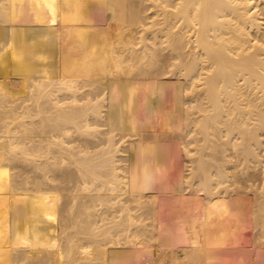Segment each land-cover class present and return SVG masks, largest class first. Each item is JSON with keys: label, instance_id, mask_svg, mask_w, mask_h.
Returning a JSON list of instances; mask_svg holds the SVG:
<instances>
[{"label": "bare ground", "instance_id": "6f19581e", "mask_svg": "<svg viewBox=\"0 0 264 264\" xmlns=\"http://www.w3.org/2000/svg\"><path fill=\"white\" fill-rule=\"evenodd\" d=\"M11 22L17 27L13 50L2 45L10 37ZM167 72L182 86L184 81L179 89L186 94L176 93L182 96L176 103L172 96L175 104L169 108L156 103L163 102L160 95L167 93L168 82L161 88L155 84L163 83ZM177 142L193 145L190 150L184 145L191 161L186 166L193 162V167L182 173L190 176L196 194L203 192L199 200L186 196L183 203L196 220L187 221L186 211L187 217L174 213L177 221L186 218L184 232L177 226L181 220L169 215V197L164 195L172 189L166 190L174 169L179 170L176 158L170 162L172 156L164 151L177 148ZM239 149L246 171L255 160L262 173L257 178L260 192H255L259 197L255 203L252 199L256 204L262 198L256 206L261 219L264 0H0V201L8 207L19 204L14 207L16 220H11L16 223H11L20 225L9 226L21 231L12 232L11 238L0 233V264H222L217 261L232 249L231 242L237 243L238 222L248 212L255 221V209H247L252 204L241 201L247 215L238 211L241 216L228 221L229 226L228 216L221 214L227 224L217 227L223 210L215 205L216 197L223 190L226 197L235 187L229 183L241 167L232 160ZM11 160L21 166L16 201L10 190L14 187L8 186L13 181L8 178ZM248 178V183L255 179ZM183 179L177 184L188 182ZM165 182L164 191L158 186L161 192L157 185ZM209 208L211 217L222 212L212 220L215 227L203 230L199 234H207L199 238L195 228L198 232L207 226L201 216ZM26 211L23 220L20 213ZM168 216L173 223H166ZM174 221L177 225L167 226ZM225 226L227 235L216 229ZM170 231L178 233L173 236L180 245H169ZM160 233L169 249L181 248L187 237L189 246L160 255L157 246L166 243ZM163 254L172 261L162 262ZM244 254L241 261H254Z\"/></svg>", "mask_w": 264, "mask_h": 264}, {"label": "rangeland", "instance_id": "374dc122", "mask_svg": "<svg viewBox=\"0 0 264 264\" xmlns=\"http://www.w3.org/2000/svg\"><path fill=\"white\" fill-rule=\"evenodd\" d=\"M12 13H13V12H12ZM4 23H5V22H4ZM10 25H11V30L9 31V35H10V37L8 38V40H6V39L3 40V41H2V45H4V46H8V45L10 44V45L8 46V48H9V47H10V48L12 47V50H13V49L16 48V46H15V42H16V39H17V38L14 39L13 36L15 35V32H17V31H16L17 27H16V25L14 24V22H11ZM139 35H140V33L137 34L136 36L139 37ZM18 36H19V35H18ZM18 36H17V37H18ZM139 46H140V45H138V47H139ZM166 51H167V50H165V51H163V52L167 53ZM166 74H168V77H167V75L162 74L163 79H165V78L167 77V78L163 81V83H162V82H161V83H157V82H156L155 85L159 86L158 88H161V87H162L161 84H164L163 86L165 87L166 84H165L164 82L167 81L168 83H167V86H166V87H167L168 89L165 87L166 90H165V89H164V90H165V92H167L168 94L165 93V92H163V93H165L168 97L165 96V94H161L160 96L163 95L164 97H163V96H162V97H163L164 99L167 97V99L164 100V99L162 98L163 102H162L161 100H159V102L157 101L156 103H157V104H158V103H159V104H162V103H163V106H167V105H168L167 107L169 108V107L172 106V103H173V105H174V104L176 103V101H178V99L180 98L181 95H178L179 98H178L177 96L175 97V95H176V93L178 94L179 91H180V93H181L182 90H180L179 88H181V87L183 88L184 85H185V83H184V81H181V82L183 83V86H182V84L179 82L180 80H178V77L175 76L174 73H173V75L175 76V78H172V77H174V76H172L171 78L169 77V76L172 75V73H170L171 75L169 74V72H167ZM164 76H166V77H164ZM158 77H159V76H158ZM168 78H169V79H168ZM154 79L157 80V77H155ZM174 80H175V82H174ZM170 81H171V82L173 81V85L171 84ZM159 82H160V81H159ZM169 82H170V83H169ZM178 83H179V85L181 84L180 87H179ZM158 84H160V85H158ZM174 84H175L176 87H174ZM171 85H172L173 87H172ZM170 87H171L172 89H170ZM177 87H178V89H177ZM182 88H181V89H182ZM173 89H174V90H177V92H175L174 94L172 93V92H174ZM171 90H172V91H171ZM181 94H183V93H181ZM172 96L175 97L176 99L173 98ZM182 96H186V94H185V95L183 94ZM182 96H181V100H182ZM159 98L161 99V97H159ZM171 98H172V99H171ZM185 98H187V97H185ZM173 99H175V100H173ZM183 99H184V98H183ZM171 100H173L175 103H174L173 101H171ZM166 101H167V102H166ZM171 102H172V103H171ZM166 103H168V104L165 105ZM10 104H12V103H10ZM185 107H186V106H185ZM166 109H167V108H166ZM165 112H166V111H165ZM165 112H164V114H166ZM151 122H153V121L151 120ZM173 122L176 123V121H173ZM178 123H179V121H178ZM151 124L153 125L154 123H151ZM183 133H185V135H186V134L188 135V129H185V130L183 131ZM192 134H193V132H191V134H189V137H187V138H186V137H183L184 139L186 138V139H185L186 142H189V139H188V138L192 137ZM187 135H186V136H187ZM183 138L181 137V139H183ZM184 139H183V140H184ZM187 139H188V140H187ZM186 142H185V143H186ZM177 143H178V142H177ZM180 143H181V142H180ZM180 143L175 144V145L177 146V148L175 147V145H172L171 147H175L174 149H172V148H170V149H169V148H165L166 151H164L165 154L168 152V153H170V155L172 156V157L170 156V157H171V158H170L171 160L169 159L170 162H171L172 160L175 161V158H176V161H175V162H176V165L179 166V167H178L179 170H178L177 168L174 169V172H175L176 170H177V171L175 172V177H173V179L171 180L172 183H173V181H174V185H173V187H172V183H171V182H170V186H171L170 188L167 186V185L169 184L168 182H165L163 185H160V184L157 185V187H158V186H162V187H161L162 190H163V188L165 189L166 186H167V188H166L167 191H168V189H171V188H172L171 191L169 190L168 194H166L165 192H163V193H165L164 195H166V197H169V199L167 198L168 200H170L169 203H171V202L173 201L172 204H169L168 201H167V199L165 198V199H166V202H167V205L169 206V207H168V208H169V209H168V210H169V211H168V212H169V215L172 216L173 219H175V218L177 219L176 216L178 215V214H177L178 212H179V215L182 213V215H180V216L178 215V218H179V217L181 218L182 216H183V217H184V216L187 217L186 215H189V214H187V213H190L189 217L191 216V212H192V211H191V212H187V211L185 210L184 206H183V203L185 202V197H186V196H189V197L193 198L194 201H197V200H199V199L201 198V195H203V192H199L198 194H196V191H193L194 188L196 187V185H195V186H192V185H191V184H192V183H191L192 179H190V176H189L188 178L184 177L185 175H187V172H186L185 174L182 173L183 171H184V172H185V171H188V168H187V167H190V166H192L191 164H193V162H192V163H189L188 166H186V164L190 161V158H189V155H188V154L186 155V153H185L187 150H190V148L192 149L193 145L189 148L190 145H188V143H186L187 145L184 144L186 147L188 146V147L186 148V149H187V150H186V149H185V146H184V145L182 146V143H181V145H179ZM183 143H184V142H183ZM179 146H182V147H183L182 150H180L181 147H179ZM169 151H170V152H169ZM177 151H178L180 154H179V153H176ZM180 151H182L183 153L181 154ZM184 151H185V152H184ZM240 151H241V150L239 149V152H238L239 155H238V156H237V152H236V151L233 152V154L235 155L236 159H235V157H233L232 160H233V163H236V162H237L236 164L240 163V164H241V167H243V168L245 169V172H242V169H238V168H241L240 165H239V167L237 168V172H236V174H237V175H236V178L233 179V177H231V179H230V180H231L230 183H232V182H233V183L230 184V183L228 182L229 185H230V187L232 186L231 188H233V186H235V187L231 190V191H233V192H235V193L230 194L231 191H229L230 196H228L229 194H227V196L225 197L226 193H228V192L224 193V190H223L224 187H223V188L221 189V190H223V191H222V194H219L220 196H218V198L216 197V199H217V200L219 199V200H218V202H217V200H215L214 203L217 202L215 205H216L217 207L220 206V208H222L223 212L221 211V209H220V211H218L219 213H220V212H222V213L218 214V212H215V215H216V216L213 214V215H212L213 217H211V214L213 213L212 210H211V208H209L210 210H208V209H207V210H204V212H205V211H206V212L203 213L201 217H202V218H203V217H204V218L206 217L205 220H206L207 217H209V216H210V218L207 219L206 221H205L204 219H202V218H201V219L204 221L203 224L206 222L205 225H203V226H206V225H207V226H209V228H207V226H206V227H202V226H201V228H203V229L201 230V229H200V225H202V224H199V223H202V221H201V219H200L199 221H201V222L198 223V224H199V227L197 228V230L200 229L201 231L199 230L200 232H199V231L197 232V231H196V228H195V232L197 233L196 236L199 235V238H200L203 234H205V235L207 234V233H202V235H200L201 232H202L203 230H205V232H206V230H207V231H208V230L210 231L211 229H213L212 227H215V226H213V224H212V220H217V219H214V218H215V217L217 218L218 215L220 216V215L222 214V215L224 216V215L226 214V215L228 216V218H226L227 216H226V217L224 216V218L227 219V221H226V219H225V221H226V222L229 221V222L232 224V223H233L232 220H233V218H234L235 216H241V215H242L241 217H244L243 215H247V213H245V214L243 213V211H244V209H245V204H246V202H249V203L252 204L251 207H250V205L247 203V204L249 205L248 208L246 207V208L248 209V211H251L253 208L255 209V211H256V208H257V210H258V208L260 209V207H256V206H257V202H258V203L262 202V198H261V196H260L261 199L259 198V199L261 200V201L259 200L260 202L257 200L256 204H253V203H255V201H256V198H255V197L257 196V193L260 192L258 188H259V186L261 185V184H260V182H261V181H260V179H261L260 177H262V173L258 170V171L260 172V175H261V176H259V174H258V172H257V167H258V166H257V164H256V162H255V160H254V161H252V162H254L253 164L256 165V167H255L253 164H251L252 162L249 163V164H251V167H252V168L250 167L252 170L249 168V171H250V173H251V174H249V171H246V168L244 167V160H241V157L239 158V156H240ZM172 153H173V155H172ZM235 153H236V154H235ZM167 155H168V154H167ZM174 155H176V156H174ZM183 155H184V156H183ZM168 156H169V155H168ZM173 156H174V158H173ZM178 156H179V157H178ZM187 156H188V157H187ZM168 158H169V157H167V159H168ZM181 158H182V159H181ZM187 158H189V159H187ZM178 159H179V160H178ZM183 159H184V160H183ZM234 159H235V160H234ZM187 160H188V161H187ZM240 160H241V162H243V163L239 162ZM183 161H184V162H183ZM4 162H5V161H4ZM18 162H19V161H18ZM18 162H17V163H18ZM175 162H173V163H175ZM190 162H191V161H190ZM8 163H9V173L11 174L10 176H8V178H9L10 180H13V181L11 182V181L8 179L10 182H9V183H8V182H5V184H4L5 186H4V187L6 188L7 183H8V186L10 185V188H12V186L14 187V188L10 189V188L7 186L8 189H10V190L12 191L13 195H14L13 200L16 201V200H18V199H17V197L15 198V194H17V195L19 196V194H18V193H19V190H18V183H17V182H19L18 180H21V177L19 176V175H20L19 169H20L21 166H19L20 162H19V164L16 163V160H11V161L7 162V164H8ZM15 163H16V164H15ZM184 163H185V165H183ZM4 164H6V162H5ZM7 164H6V165H7ZM15 165H16V166H15ZM17 165H18L19 167H18ZM182 166H186L187 169L185 170V167H183V169H181ZM253 166L255 167L254 169H253ZM16 167H17V168H16ZM22 167H23V166H22ZM192 167H193V166H192ZM192 167H191V168H192ZM244 169H243V171H244ZM247 169H248V168H247ZM258 169H260V167H259ZM20 170H21V169H20ZM189 170H191V169H189ZM17 172H18V173H17ZM174 172H173V173H174ZM180 172H181V174H179ZM246 172H247V174H246ZM16 173H17L18 175H16ZM22 173H23V172H22ZM189 173H190V171H188V174H189ZM176 174H177L178 176H176ZM183 174H184V175H183ZM253 174L255 175V177H256V175H257V177L255 178V177L253 176ZM181 175H183V176L181 177ZM251 175H252V176H251ZM15 176H17L16 178H18V177H20V178H18L17 181H16V184L13 185V183H15ZM248 176H250V178H251V177H252V178H255L254 180H255L256 182H255L253 179H250V183H251V184L248 183V181H249ZM258 176H259V177H258ZM180 177H181L182 179H183V178H186V179L188 180V182L186 181V179H183L184 181H186V182H184L185 184H183L182 186L178 185V184H180V183H178V182H180V181L182 180ZM234 177H235V176H234ZM246 177H247V179H246ZM177 178H180V179H181L180 181H177L178 184L176 183V180H179V179H177ZM191 178H192V177H191ZM243 178H244V179H243ZM257 178H260V179H257ZM175 179H176V180H175ZM189 179H190L191 181H190ZM240 179H241V180H240ZM256 179H257V180H256ZM194 180H195V179H194ZM245 180H246V181L248 180V181L246 182ZM251 180L254 181L255 183H254V182H251ZM258 180H259V183H258ZM238 181H239V182H238ZM242 181H243V182H242ZM192 182H193V181H192ZM166 183H167V185H166ZM228 183H227V184H228ZM234 183H235V185H233ZM252 183H253L254 185H253ZM256 183H257V186H258V184H259L258 187H255V186H256ZM176 184H177V186L175 187ZM247 184H248V185H247ZM239 185H240V186H239ZM163 186H165V187H163ZM241 186H243V187H242V190H243V191H242V190H241V191L236 190V189H238V188L240 189ZM252 186H253L254 188H257V189H256V190H255V189L253 190ZM157 187H156V188H157ZM236 187H237V188H236ZM15 188H17V189H15ZM158 188H159V187H158ZM158 188H157V189H158ZM161 188H159V190H160ZM231 188H230V189H231ZM224 189H225V188H224ZM17 190H18V191H17ZM166 190H165V191H166ZM219 190H220V189H219ZM221 190H220V191H221ZM13 191H14V192H13ZM160 191H161V190H160ZM163 191H164V190H163ZM225 191H226V190H225ZM237 191H239L241 194H240L239 192H238V194H236ZM256 191H257V193H255ZM15 192H17V193H15ZM161 192H162V191H161ZM244 192H245V193H244ZM252 192H253L254 195H255V194H256V195H255V196L252 195ZM14 193H15V194H14ZM220 193H221V192H220ZM242 193H243V195H242ZM233 194H235L236 196L233 195ZM168 195H169V196H168ZM231 195H233V198H231V197H232ZM238 195H239V197H240V196H241V197L239 198ZM247 195H248L249 197H248ZM258 195H260V194H258ZM242 196H243V197L245 196V197L243 198ZM221 197H222V198L225 197L224 199L227 201V203H233V204H234V207H233L232 204H231V205H230V204L228 205V206H231V208H228L227 205H224V204H225V203H224L225 200H223ZM258 197H259V196H257V199H258ZM228 198H231L232 200H230V199H228ZM254 198H255V200H254ZM252 199H253V203H252ZM222 200H223V201H222ZM228 200H230V202H229ZM226 201H225V202H226ZM239 201H240V202H239ZM241 201H243L242 203H245V204L242 205V204H241ZM2 202H3V203H2ZM19 202H20V201H19ZM19 202H18V203H19ZM200 203H202V202L200 201ZM227 203H226V204H227ZM0 204H1V205H0V208L3 209V210L1 209L2 211H4V209H7V208H8V209L6 210V213L4 212L5 215H4V214L2 215V213L0 212V214H1V217H0V218H1V220H0V233H3V232H4V234L6 235V237L8 236V238H9V237L11 238V234H12V232H15V228H16L17 226L20 225V224L15 225L14 223H13V225H12V223H11V222H15V221H11V220H14L15 217H16V215L18 214V211L15 210L14 207H16L17 205L19 206V204H17V202H14L15 206H14L13 204H12L13 206L11 205L12 208L9 206L11 209L8 207V203H7V202L4 203V201H0ZM4 204H5V205H4ZM6 204H7V206H6ZM3 205H4V206H3ZM213 205H214V204H213ZM213 205H212V208H213ZM5 206H6V207H5ZM253 206H255V207H253ZM259 206H260V204H259ZM263 206H264V205H263ZM63 207H64V206H63ZM63 207L61 206V209H62ZM232 207H233V208H232ZM242 207H244V209H243ZM16 208H17V207H16ZM170 208L173 210V215L170 214V213H171V212H170ZM234 208H235V209H234ZM240 208H242V209L240 210ZM251 208H252V209H251ZM261 208H262V206H261ZM12 209H13V210H12ZM17 209H18V208H17ZM175 209H176V210H175ZM186 209H187V208H186ZM205 209H206V208H205ZM247 209H245V212H248ZM1 210H0V211H1ZM8 210H9V211H8ZM10 210H11V213H10ZM177 210H179V211H177ZM180 210H182L181 213H180ZM187 210H188V209H187ZM12 211H14V212H12ZM185 211H186L187 213H186ZM213 211H214V210H213ZM238 211H240V213L242 212V214L239 215L240 213H239ZM253 211H254V210H253ZM255 211H254V213H253V216H255V217H254V220H255L256 222H255V221H254V222L251 221V220H253V217H252L251 220H249V219L251 218V217H250V212H248L249 215H247V217L245 216L246 218H243V219L241 218L242 220H240V221L238 222V224H240V227L238 226V227L235 229V232L238 231V235H239V236L237 235V233H234V235H235V240H234V241H236L237 243L234 244V243L231 242L232 244L230 243L229 246L232 247V249L229 248L230 251L227 252L226 254H224L223 257H222V259H221V260L219 259L220 261L218 260L219 262L217 261V263H222V264H232V263H234V264H235V263H236L235 261H237V257H238V256H241L242 253H243V254L245 253L246 255H245V254L243 255L244 258H249L250 256H247L248 254L251 255V257H250V258H251V261H252L253 258H255V259H253V260H254V261H253L254 263H253V262H251V263L248 262V263H247V259H243L244 262H243V260L241 261V258H242V256H241L240 259H239V257H238V260L241 261V263H239V264H242V263H243V264H264V231H263L264 228L260 225V224H261V221H260V220H261L262 218H264V216H262V218L259 216L261 219H258V216H256V215H257L256 213H258L259 210H258V212H257V211L255 212ZM262 211H264V210L262 209ZM7 212H8L9 214H8ZM16 212H17V213H16ZM175 212H177V213H175ZM235 212H237V213H235ZM251 212H252V211H251ZM12 213H13V214H12ZM14 213H16V215H15ZM174 213L177 214L175 217H174ZM183 213H184V215H183ZM185 213H186V214H185ZM209 213H210V214H209ZM224 213H225V214H224ZM20 214H21L20 216L23 218V220H26V219H27V218H26V216H28L27 211L24 212V213H20ZM208 214H209V215H208ZM217 214H218V215H217ZM228 214H229V215H228ZM235 214H236V215H235ZM251 214H252V213H251ZM254 214H255V215H254ZM259 214H260V212H259ZM261 214L264 215V212H262ZM9 215H10V216H9ZM193 215H194V214L192 213V216H193ZM207 215H208V216H207ZM11 216H12V217H11ZM170 216H168L169 219H168V217L166 218V223H167V221L169 222V220H172L171 223H173V219H172ZM214 216H215V217H214ZM223 216H222V217L220 216L222 222L219 223V225H217V227H219V226L222 227V225H223V227H224V225L227 224V223H223V222H225ZM251 216H252V215H251ZM2 217H3V218H2ZM8 217H9V218H8ZM13 217H14V218H13ZM189 217H188V218H189ZM256 217H257V220L255 219ZM12 218H13V219H12ZM191 218H195V216L190 217L187 221L191 220ZM196 218H197V217H196ZM196 218H195V220H196ZM235 218H236V217H235ZM176 219H175L176 222H179V221L181 220V219H180L179 221H177L178 219H177V220H176ZM184 219L186 220V218H184ZM210 219H211V221H210ZM15 220H16V219H15ZM182 220H183V219H182ZM182 220L180 221L181 224H182L183 222L186 223L185 220H183V221H182ZM218 220H219V217H218ZM8 221H10V222L8 223ZM43 221H44V220H43ZM46 221H47V220H45L44 222H46ZM175 221H174V224L171 225V223H170V225H167V226H171V227H172V226L177 225V223L175 224ZM208 221H209V222H208ZM219 221H220V220H219ZM241 221H242V222H241ZM258 221H259V222H258ZM263 221H264V219H263ZM6 222H7V223H6ZM36 222L39 223V224H42V223H43V222H40V221H36ZM180 222H179V225H177V226H178V227L181 226L182 228H181L180 231H183V232H184V231L187 229V228H186V227H187V223H186V225L183 227L182 225H180ZM207 222H208V223H207ZM229 222H228L227 225L230 226L231 224H230ZM236 222H237V221H236ZM240 222H241V223H240ZM15 223H16V222H15ZM18 223H20V222H18ZM185 223H183V224H185ZM196 223H197V221L195 222V224H196ZM254 223H255V224H254ZM257 223H258L259 225H258ZM5 224H7L8 227H7V225H5ZM9 224L12 225V226H14L15 228H11V226H9ZM45 224H46V223H45ZM167 224H169V223H167ZM198 224H197V226H198ZM220 224H221V225H220ZM211 225H212V226H211ZM254 225H256V226H254ZM3 226H4V227H3ZM5 226H6V228H5ZM34 226H36V223H34ZM197 226H195V227H197ZM257 226H260V227H261V230H260V227H259V229H258ZM226 227H227V226H225V229H221V228H216V229H220V230H218V231H221L222 234L224 233V235H227V234H225V232H227V230H226L227 228H226ZM7 228H10L11 230H12V229L14 230V231H13V230L11 231L10 229H8V231L10 230V232H8V234L10 233V234H9L10 236H9L8 234L5 233V232H7ZM150 228H151V227H150ZM150 228H149V230H151ZM184 228H186V229L184 230ZM204 228H205V229H204ZM206 228H207V229H206ZM238 228H239V229H238ZM237 229H238V230H237ZM222 230H223V231H222ZM258 230H259L260 232H259ZM240 231H242V233H241ZM262 231H263V232H262ZM20 232H21V231L17 230L15 233H20ZM170 232H171V231H170ZM170 232H169V233H170ZM183 232H182V233H183ZM169 233H168V234H169ZM173 233H175L176 236H178V235H177L178 233H176V231H172V232H171V235H172V236L174 235ZM199 233H200V234H199ZM230 233H231V232H230ZM232 233H233V232H232ZM232 233H231V234H232ZM240 233L242 234L241 236H240ZM4 234H2L3 236H1V237H3V239H4ZM161 235H163V234L160 233L158 236L161 237ZM171 235H170V236H171ZM205 235L202 236V237H205ZM224 235H223V236H224ZM232 235H233V234H232ZM176 236H175V237H176ZM237 236H238V237H237ZM160 237H159V239H160ZM173 237H174V236H173ZM173 237H170V238H172V239H170V242L168 241V242H169V245H171V244H172V245H175V244L180 245L181 242H179L180 244L177 243L176 240L178 241V239H177V238L175 239V237H174V238H173ZM162 238H163V239H162ZM6 239H7V238H6ZM161 239H162V241H161V243H162L163 240H164V237L162 236ZM174 239H175V240H174ZM186 239H187V242L185 241ZM186 239H185V240L183 239L184 241H183V240H181V241L183 242V244H184V242H185L186 244H184V245L187 246V243L190 242V241H188V240H189L188 237H187ZM236 239H238V240H236ZM0 240H2V238H0ZM171 240H174L176 243H175L174 241H171ZM164 242H166V243H164V245H166L165 247H168V246H169V245L167 246V243H168V242H167L166 240H164ZM172 242H174V244H173ZM16 243H17L16 240L13 241V244H16ZM161 243H159V244H161ZM159 244H158V245H159ZM233 244H234V245H233ZM161 245H162V244H161ZM161 245H160V246H157V247H158V251H159L158 253H161L162 251L165 250V252H166V253H165V256H166V254H167V256L170 255V254H168V253H170V251H171L170 249H171L172 247H173L172 249H174V246H171L170 249H169V247H168V249H165L164 245H162V248L164 247V249L161 250ZM184 245H182V247H185ZM231 245H233V246H231ZM188 246H189V245H188ZM188 246H187V247H188ZM247 246H248V247H247ZM159 247H160V248H159ZM175 247H177L178 249H182V247H181V248L178 247V246H175ZM249 247H250V248H249ZM177 248H176V249H177ZM159 249H160V250H159ZM176 249H174V250H176ZM249 249H250V250H249ZM169 250H170V251H169ZM255 250H256V252H255ZM160 251H161V252H160ZM241 251H244V252L240 253ZM249 251H250V252H249ZM247 252H248V253H247ZM252 252H253V253H252ZM254 252H255V253H254ZM260 252L262 253V255H260V254H261ZM162 253H164V252H162ZM162 253H161L160 255H162ZM239 253H240V254H239ZM258 253H259V255H260V258H259V256H258ZM238 254H239V255H238ZM160 255H159L158 257H157V256H155V257H157L158 259H161V258H160ZM167 256H166V257H167ZM257 256H258V257H257ZM261 256H262V257H261ZM145 257H149V254H145V255L143 256V261H145ZM161 257L163 258V257H164V254H163V256H161ZM164 258H165V257H164ZM250 258H249V259H250ZM158 259H157V260H158ZM167 259H168V260H167ZM167 259L165 258L164 261H163V259H162V262H165V260H166V262H167V261H170V262H171L172 259H173V257H172L171 260H170V257H168ZM155 260H156V259H155ZM245 260H246V262H245ZM151 261H154V260H151ZM239 261H237V263H238ZM145 262H146V261H145ZM223 262H225V263H223ZM146 263H147V262H146ZM20 264H22V263H20ZM150 264H152V263L150 262Z\"/></svg>", "mask_w": 264, "mask_h": 264}]
</instances>
